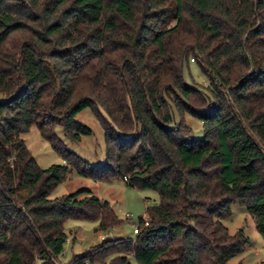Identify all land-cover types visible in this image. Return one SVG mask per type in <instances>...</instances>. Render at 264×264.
Segmentation results:
<instances>
[{
    "label": "trees",
    "instance_id": "obj_1",
    "mask_svg": "<svg viewBox=\"0 0 264 264\" xmlns=\"http://www.w3.org/2000/svg\"><path fill=\"white\" fill-rule=\"evenodd\" d=\"M195 60L205 89L184 78ZM85 109L103 131L101 164L55 132L89 136L75 120ZM31 126L62 164H36L21 138ZM73 170L159 198L136 235L67 264H230L249 244L222 224L232 204L264 237V0H0V264H58L67 220L121 223L88 189L50 198Z\"/></svg>",
    "mask_w": 264,
    "mask_h": 264
},
{
    "label": "rangeland",
    "instance_id": "obj_2",
    "mask_svg": "<svg viewBox=\"0 0 264 264\" xmlns=\"http://www.w3.org/2000/svg\"><path fill=\"white\" fill-rule=\"evenodd\" d=\"M196 63V60L195 62L188 61V65L183 69L184 78L197 89H205L209 85V79L200 71ZM75 120L85 124L91 130V134L83 136L79 142H76L66 138L61 129L57 127L56 135L67 150L75 153L90 165L101 164L105 152L104 135L93 111L85 109L75 116ZM186 123L191 127L194 137L202 136L201 123L198 120L186 116ZM21 138L41 169H46L53 164H62L61 157L41 137L36 126H31L26 133L21 135ZM82 188L88 189L93 195L107 201L121 223L113 226L109 231L95 232L98 225L95 220H67L64 223V230L68 237L63 246V254L58 256V264H67L73 255L80 254L100 242L102 236L106 238L133 237L132 230L134 225H137L138 218H143L146 206L158 202L159 198L155 191L137 190L129 187L119 177H111L103 182H94L79 176L74 170L69 179L52 191L50 198L61 197ZM125 214H130L131 220H126ZM222 224L230 235L242 230L244 236L249 240L244 252L231 259L230 264L238 262L241 264H264V237L257 232L254 217L244 207L232 204L230 215L222 220ZM109 259L103 263L95 264H108Z\"/></svg>",
    "mask_w": 264,
    "mask_h": 264
},
{
    "label": "built area",
    "instance_id": "obj_3",
    "mask_svg": "<svg viewBox=\"0 0 264 264\" xmlns=\"http://www.w3.org/2000/svg\"><path fill=\"white\" fill-rule=\"evenodd\" d=\"M191 60H192V59H191ZM122 181L126 183V182H127L126 177H123V178H122ZM124 218H125L126 220H131V215H130V214H125V215H124ZM143 220H144L143 225L146 226V225L148 224V221H147V219H146L145 216L143 217ZM132 233H133V236L136 235V234L138 233V227H137L136 225H134L133 230H132ZM101 238L104 239V236H102ZM62 254H63V252H62Z\"/></svg>",
    "mask_w": 264,
    "mask_h": 264
}]
</instances>
